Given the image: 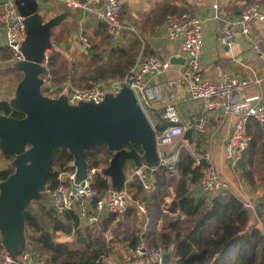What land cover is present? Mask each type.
<instances>
[{
  "label": "trees",
  "instance_id": "16d2710c",
  "mask_svg": "<svg viewBox=\"0 0 264 264\" xmlns=\"http://www.w3.org/2000/svg\"><path fill=\"white\" fill-rule=\"evenodd\" d=\"M107 38L108 41L91 46L89 50L78 49L74 57L80 60L75 63L71 61L67 65L66 57L54 49L45 63V71L40 75L44 81L41 89L43 95L54 98L60 90L67 89V93H70L89 89L100 80L116 77L122 79L138 62L139 55L147 54L146 47L144 50L140 49L142 42L139 40L128 50L115 46ZM11 58L12 52L8 47L0 48V61ZM9 76L19 79L12 86L17 90L24 73L14 64H0L2 85H10L6 81ZM52 88L54 91L50 93ZM0 115L24 118L22 113L13 108L10 101L4 99H0ZM169 125L168 121L162 126L156 125L157 134H161ZM249 134L252 142L248 150L253 151L255 142L259 138L262 140L259 126L253 120L249 124ZM127 148H136L143 153L139 146L128 145ZM182 153L179 162L181 174L177 178H170L161 167L153 168L150 174L143 170V175L139 176L133 163L128 162L132 171L128 174L125 167L129 178L124 192L129 194L132 201L121 217L110 214L101 217L94 225L80 229V219L76 213H68L59 219L53 210L45 211V207H42L41 210H44L52 222L50 231L36 214L25 209V233L27 243L32 247L31 255L39 257L46 264H110L106 259L118 246L123 249L122 245L128 243L133 249L142 238H146L151 243L162 244L166 251H171L174 264H264V195L257 199V195H254L256 188L253 192L250 190L249 201L253 213L245 206L243 197L235 192L216 197L210 204L205 199H198L196 190L208 162L205 157L198 160L188 150H183ZM113 156L114 153L105 145L84 153L89 167H107ZM14 159L13 153L0 150V161L7 166L0 173V183L14 174ZM73 161L74 157L69 151L54 152L53 172L47 181L49 192L58 183V172L72 170ZM249 161L251 164L252 158ZM243 177L247 178V174ZM145 183L151 185V189H146ZM247 183L249 189L250 186L254 187L253 183ZM171 188L175 191V197L168 212L177 214L176 220L169 219L168 216L163 218L164 202L171 196ZM95 189L100 199L109 195L111 187L107 180L97 175ZM137 202L146 206V213L138 210ZM162 218L164 226L158 231L157 226ZM112 226L113 237L108 241L105 234ZM59 232L73 235V239L58 241ZM141 264L160 263L142 259Z\"/></svg>",
  "mask_w": 264,
  "mask_h": 264
},
{
  "label": "built area",
  "instance_id": "2783aa9c",
  "mask_svg": "<svg viewBox=\"0 0 264 264\" xmlns=\"http://www.w3.org/2000/svg\"><path fill=\"white\" fill-rule=\"evenodd\" d=\"M30 1L39 3L41 0ZM60 1L68 8L94 14L96 19L105 25L107 36L112 41L118 40L126 26H129L124 20V0ZM213 10V18L220 21L217 42L221 47H233L239 37L250 38L254 24L264 23L263 7L256 1L245 4L237 16L223 17L219 4H215ZM0 14L6 27V46L12 52L11 61L23 62L25 60L23 45L27 39L25 16L21 14L14 0H0ZM205 24L204 18L190 12L167 15L165 23L167 36L171 41L181 43L182 53L186 58V68L176 81H170L166 85L169 88L172 85L185 86L188 98L193 102H203L206 113H222L229 119H234L223 147L224 162L234 168L252 142V136L249 134L251 120L258 124L264 139V100L257 95L243 96L250 87L261 85L262 80L256 76L241 77L231 73H225L218 81L207 80L204 77L202 64ZM83 44L87 49L90 48L88 43L83 42ZM253 50L264 61V50L257 41L253 44ZM48 59L49 56L46 54L44 66ZM170 67L169 60H164L157 55L142 57L124 78L101 80L89 89L68 93L66 98L68 104L73 106L82 103L99 104L109 95H118L127 86L149 118L148 112L152 108L153 100L160 97L163 87L157 85L151 88L148 78L163 75ZM53 91V88L50 89V93ZM178 101L180 97L172 94L171 102L166 105L163 112V119L170 125L161 134H157L159 167L165 170L170 178H177L181 174L179 162L182 146L187 141L188 133H193L195 130L202 134L207 125L204 119L199 120L194 128L182 124ZM205 159L208 165L202 171L198 199H205L210 204L216 197L235 192L243 197L247 208L251 206L244 191L234 187L226 173L215 168L208 155ZM104 168L88 167L82 179L78 178L75 168L58 172V183L50 193L53 211L59 219L68 213H76L80 224L85 228L97 223L101 217H107L110 214L121 217L125 214L131 201L128 193L116 192L111 188L107 197L98 199L95 189L97 175L107 180L111 187L110 179L103 175ZM143 170L144 168L138 170L137 174L142 176ZM145 188L149 190L151 185L145 183ZM137 208L143 214L147 212L146 206L141 202H137ZM172 216L174 220L178 219L177 214ZM111 236V232L107 234L108 239ZM166 252L162 244H154L143 238L135 248L127 252L125 262L119 264H129L142 259L160 263ZM0 264H30V256L26 254L21 259H17L0 243Z\"/></svg>",
  "mask_w": 264,
  "mask_h": 264
},
{
  "label": "water",
  "instance_id": "95a60500",
  "mask_svg": "<svg viewBox=\"0 0 264 264\" xmlns=\"http://www.w3.org/2000/svg\"><path fill=\"white\" fill-rule=\"evenodd\" d=\"M21 14L25 16L27 39L23 45L25 60L19 62L18 68L24 78L11 104L24 118L0 115V150L15 155L12 162L14 174L0 183L3 246L13 256L8 241L23 234V211L27 205L38 199L45 188L49 190L47 181L53 172L55 151H69L73 155L78 178L82 179L89 167L84 153L107 146L114 156L109 166L103 169V175L110 179L116 192L125 189L127 162L131 161L136 170L144 168L147 174L159 167L156 129L129 87H124L116 96H107L99 104L73 106L68 104L66 96L55 99L43 95L44 81L40 75L45 71L43 61L51 49L50 26L30 30L27 14L22 10ZM169 61L171 65L186 64V58L181 55H174ZM128 145L141 147L143 153L136 148L128 149ZM5 170L4 165L0 172ZM248 210L252 213L253 207L249 206ZM28 252L30 254V247ZM174 263L173 253H164L160 264Z\"/></svg>",
  "mask_w": 264,
  "mask_h": 264
},
{
  "label": "crops",
  "instance_id": "0c3cea01",
  "mask_svg": "<svg viewBox=\"0 0 264 264\" xmlns=\"http://www.w3.org/2000/svg\"><path fill=\"white\" fill-rule=\"evenodd\" d=\"M14 1L19 5L18 7L27 14L28 28L30 30L36 31L37 26H50L51 49L46 53L48 56H50V53L54 49L59 51L67 58L74 56V53H72L73 49L66 48L67 45L65 44L66 42L69 43L71 39H76V37L78 41L80 40L79 42L82 48L85 45L83 42L88 43L91 48V46H97L105 41H108L105 25L98 21L95 15L92 13H85L82 10L68 8L60 0H41L37 4L33 2L26 4V2H23L22 0ZM155 1L156 0H127L128 7L126 9V2L124 1V20L129 26H126L118 40L110 41L113 42L115 46L129 50L133 47L135 41L139 40L142 42L140 49L144 50L146 47L148 56L157 55L164 60H170V58L174 55L183 56L181 43L179 41H171L167 36L165 29L166 18L165 20L161 18L158 20L156 18V7H154ZM196 1L197 4L195 3V6H200L199 8L203 9L198 15L206 20L204 29L205 48L202 54L204 77L207 80L213 82L220 80V78L225 73L236 74L240 75L241 77L256 76L262 80V84L259 86L255 85L250 87L243 93V96L249 97L257 95L261 96L264 100V61L259 58V56L253 50V44L255 41H257L261 49L264 50V23H255L253 27V33L250 38L239 37L237 43L233 47L227 48L221 47L217 42L220 21L213 18V6L215 4H219L222 16L227 17L237 16L241 12L244 5L251 1L260 3L264 10V0ZM1 19L2 18L0 14V48L7 47L6 27ZM142 54L143 53L140 55ZM140 58L141 57H139V59ZM0 63H2V61H0ZM185 68L186 64L184 66L171 65V67L163 75L148 78V83L151 88L157 85H161L163 87L160 97L153 100L152 108L148 112L149 118L154 127L156 125H164L167 122L163 119L164 108L169 102H171L172 94H175L176 97H180V101H178V111L182 118V124H186L194 128V125L201 119H204L207 122L205 132L200 134L194 130L191 135H187V141L183 144L182 148L185 147L184 151L188 150V152H192L195 156V153L190 149L193 147H200V142L203 141V139L206 140L207 138V140L210 141L208 142L209 147H211V151L214 154V161L216 162L214 163L211 161V163L218 170L224 169L222 168V165L228 169L231 166L223 160V147L224 141L230 132L234 119H229L228 116H225L222 113H206L204 111L203 102H193L188 98L185 86L179 87L172 85L169 88L166 85L170 81H176L184 72ZM11 88L12 86L6 84L4 89H0V99L12 102L16 95L13 94L8 96ZM14 91L15 89L13 92ZM262 140L264 141L263 138ZM204 143L206 144L207 141ZM182 154L183 153H181V156ZM218 164L221 165L220 168L217 167ZM71 165L77 169L74 161ZM0 170H2V168H0ZM247 187L248 185L246 188ZM173 190L174 189L171 188V195L175 196ZM244 194L247 195L248 199L250 198L247 193L244 192ZM195 195L197 198H199L200 183L197 187ZM42 207H45V211L53 210L51 196L48 198L47 204L42 206L40 205L38 207L39 212H37V210L36 212H32L40 218L44 224V227L46 226L48 230L52 231V222L47 217L44 210H41ZM163 226L164 223L162 218L158 223L157 230L160 231ZM86 228L88 227L83 228V226L80 224V229ZM113 228L114 226L110 227L108 232L105 234V237L108 241L112 239L113 236L108 239L107 234L111 232V235H113ZM71 237V235L63 232L57 233V240L61 242L71 241ZM66 238L69 239L66 240ZM0 243L2 245L4 244L3 230L1 228ZM8 243H10L11 250L17 259H21L24 257V255L28 254L30 256V264H33L35 260L40 262L43 261L42 263L45 264L44 260L37 256L31 255L32 247L27 243L25 228L23 234L20 237L16 238L15 240L8 241ZM122 246L123 255L125 256V254H127L131 248L128 246V243ZM28 247L31 249L30 254L28 252ZM121 254L122 253H120V256ZM113 258L115 259L117 257ZM110 259L111 255L106 260L110 263ZM123 262H125V260ZM141 263L142 260L129 264Z\"/></svg>",
  "mask_w": 264,
  "mask_h": 264
},
{
  "label": "rangeland",
  "instance_id": "374dc122",
  "mask_svg": "<svg viewBox=\"0 0 264 264\" xmlns=\"http://www.w3.org/2000/svg\"><path fill=\"white\" fill-rule=\"evenodd\" d=\"M22 1L26 2V4L31 2L29 0H22ZM124 1L126 2V5H125V9H126L128 7V3H127V0H124ZM160 1H162V2H160ZM195 3L197 4L196 0H156L155 3H154V7H156L155 8L156 18L158 20L160 18L165 20V18H166V16L168 14L179 13V12L180 13L181 12H190V13L198 15V14H200L202 12L203 9L199 8L200 6H197V5L195 6ZM16 5H17V8H19L18 7L19 5L18 4H16ZM189 5H191V6H189ZM19 10L21 11L20 8H19ZM79 41H78L77 37H76V39L75 38L71 39V41H69L70 44L66 42V44H65V45H67L66 48L73 49L72 53H75L78 49L82 48V46L80 45ZM84 48L85 47H83L82 49H84ZM89 49H87V50H89ZM146 56H148V54L145 55L143 53L139 57L142 58V57H146ZM139 57H138V59H139ZM5 60L6 61L8 60V61L7 62L6 61H2V63H0V64L4 65V66H8L10 64H14L15 66L18 67V64H19L18 62H14V61H11L9 59H5ZM78 60H80V59L79 58H75L74 56H72L70 58L66 57L65 63L67 65L71 61L75 63ZM116 78H113V79H116ZM104 80L109 81L108 79H104ZM6 81L10 82V86H13V84L15 85V83L17 81H19V79L15 78V77H12V76H9V78ZM1 82H0V86H1L0 89L2 90V89H4L5 85H4V83L2 85ZM13 87L10 89L8 96H11L13 94L16 95L17 90H15L13 92V90H14ZM67 94H68L67 93V89L60 90L59 93L54 98L56 99V98L64 97ZM205 141H207L206 144L204 143ZM208 142H210V141H208L207 138H206V140L203 139V141L200 142V147H198V148L193 147V148H191V149L189 148V149L195 153V156L197 157L198 160H201V158L206 157L207 155H209L210 156V161L216 163L214 161L215 160L214 159V154L211 151V147H209V143ZM184 149H185V147L182 148V152H183ZM252 150L253 151L249 150L246 154H244L243 158L239 161V163L234 168L230 167V168L227 169V167H225L224 165H222V168H224L223 170L225 171L227 178L231 181V183L234 185V187L242 189L248 195H249V191L250 190L253 192V189L256 188V190H255L256 192L254 191V195H257V199H261V198H263V195H264V141L261 140V138H259L255 142L254 148H252ZM251 158H252V163L250 164L249 159H251ZM3 165H4V163L1 160L0 161V168H2ZM127 165L128 166H126V170H127V173L130 174L131 171H132V168H131V166H129V163ZM217 167L220 168L221 165L218 164ZM245 173L247 174V178L243 177V175ZM247 182H249L250 184L253 183L254 187L250 186V189H248V187L246 188V186L248 185ZM173 193L175 195L174 190H173ZM230 194L231 193H228V195H230ZM50 196H51V193L48 190L45 189V190L42 191L41 196L38 199L31 201L29 203V205H27L26 208L31 210V211H35L36 212V210H37V212H39L38 207L40 205L42 206L44 204H47L48 203V198ZM245 196H247V195L245 194ZM174 197L175 196L171 195L164 202L165 205H164L163 208H164V212L165 213L164 212L163 213L165 214V217L167 215L169 219L170 218L173 219V216H171V214L168 212L167 208L172 203ZM249 197H250V195H249ZM250 199H251V197H250ZM131 201H129V204L131 203ZM163 218H164V215H163ZM45 221H46V219H45ZM71 236H72L71 237V240H72L73 239V235H71ZM67 239H69V238H66V240ZM122 250L123 249H122L121 246H118L116 249L113 250V253H112L111 259H110V263L111 264H115V263L119 264L120 262H123L125 260L126 254L124 256ZM120 253H122L121 256H120ZM113 257H117V258L114 259ZM42 262L43 261L40 262L38 260L37 261L35 260L33 262V264L34 263L35 264H44Z\"/></svg>",
  "mask_w": 264,
  "mask_h": 264
}]
</instances>
